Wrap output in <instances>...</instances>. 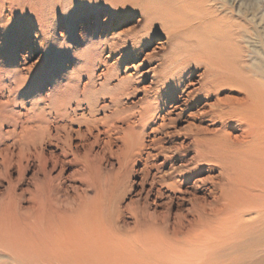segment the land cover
<instances>
[{
	"label": "rangeland",
	"instance_id": "1",
	"mask_svg": "<svg viewBox=\"0 0 264 264\" xmlns=\"http://www.w3.org/2000/svg\"><path fill=\"white\" fill-rule=\"evenodd\" d=\"M237 2L212 0L211 8L221 17L240 21L239 7L243 6L248 11L249 28H253L250 31L259 24L258 29L263 32L264 0ZM36 3L28 7L25 17H17L9 27L0 20V104L16 101L8 110L0 108V153L3 154L0 197L8 182L19 178L17 167L9 170V175L4 168L6 151L10 150L25 156L19 191L34 190L35 174L43 180V174L38 173L40 158L48 159L50 170L59 162L51 174L56 177L63 169L61 196L72 199L81 195L87 200H100L97 207L115 219L122 217L121 224L126 228L134 226L133 214L141 209L156 214L168 210L174 221L180 209L178 204L187 210L195 197L208 198L204 190L196 192L195 197L189 193L174 194L162 183L164 179L168 181L167 176L174 168H180L194 156L193 131L210 125L208 105L215 97L207 99L199 88L206 62L219 72L229 69L228 62L235 56L228 48L232 40L224 32L209 37L206 33L192 36L191 27L196 28L204 21L206 11L199 6L186 12L175 7L168 23L176 29H185L184 40L180 38L183 41L171 44L164 35L155 34L152 41L137 47L132 44L130 49L117 34L142 28V15L138 12L117 16L114 14L117 10L109 9L105 0H38ZM114 36L117 39L101 40ZM220 36H224L221 41ZM245 41L246 46L257 52L254 36L246 37ZM100 58L106 63L100 64ZM200 58V64L193 60ZM92 74L94 84L88 86L85 94V85ZM177 77H183L181 83ZM232 92L225 88L218 95L236 96ZM113 96L124 103L120 109L124 117L137 114L148 103L155 109L132 119L135 124L130 131L141 139L142 158L136 159L129 151L122 130L127 129L125 124L118 123L122 129L112 133V137L104 134L107 129L104 121L115 109L111 106ZM63 112L67 117L60 118ZM27 119L31 128L42 130L23 131L21 126ZM33 135L34 140L38 139L37 150L29 142ZM84 180L93 185L89 188ZM190 185L181 190L191 192L187 190ZM159 189L165 193L163 198L158 195ZM182 197L186 199L184 203L179 200Z\"/></svg>",
	"mask_w": 264,
	"mask_h": 264
},
{
	"label": "bare ground",
	"instance_id": "2",
	"mask_svg": "<svg viewBox=\"0 0 264 264\" xmlns=\"http://www.w3.org/2000/svg\"><path fill=\"white\" fill-rule=\"evenodd\" d=\"M36 1L0 0V20L9 27L17 17H25L28 7L36 5ZM241 1L246 0L237 3ZM211 3L212 0H105L104 3L111 10L116 9L117 16L131 12L142 15L140 30L117 34L130 49L132 44L137 47L152 41L155 34L164 35L171 44L183 41L185 29H176L168 23L175 7L186 12L199 6L206 11L204 21L196 28L191 27L192 36L206 33L209 37L224 32L233 41L228 44L235 53L228 62L229 69L219 72L203 60L207 69L199 92L207 99L215 97L208 105L210 125L194 128L191 140L194 156L185 165L174 168L167 176L168 181L164 179L162 183L174 194L189 193L195 197L196 192L204 190L208 198L195 197L187 210L178 204L180 209L174 221L168 210L156 214L141 209L133 214L134 226L126 228L121 224L122 217L115 219L97 207L100 200H87L81 195L72 199L61 196L63 169L56 177L51 174L59 162L50 170L48 159L40 158L38 173L43 174V180L35 174L34 190L19 191L25 156L7 150L4 168L9 175V170L17 167L19 178L16 182L10 180L0 197V264H264V31L258 29L259 24L250 31L253 28H249L248 11L243 6L239 7L240 21H234L232 17L218 15ZM253 36L257 52L246 46V37ZM223 37L220 36V41ZM193 60L197 64L202 62L201 58ZM99 62L106 63L103 58ZM177 79L181 83L183 77ZM94 80V74L90 75L85 94ZM225 88L233 90L236 96L218 95ZM113 97L111 106L115 109L104 121L107 125L104 134L111 136L122 129L118 123L125 124L127 129L122 130L126 145L136 159L142 158L144 146L139 136L130 131L135 124L132 119L145 116L153 108L148 103L137 114L124 117L120 110L124 103ZM76 102L80 107L79 98ZM14 104L16 101L3 102L0 108L8 110ZM62 117L67 115L63 112ZM27 123L28 119L21 126L25 132L42 130ZM34 139L35 135L29 140L33 145L38 141ZM95 142L98 143L97 137ZM84 181L89 188L93 185ZM187 185L191 192L181 190ZM158 195L163 198L165 193L159 189ZM168 198L171 200L173 196ZM179 200L186 201L184 197Z\"/></svg>",
	"mask_w": 264,
	"mask_h": 264
}]
</instances>
